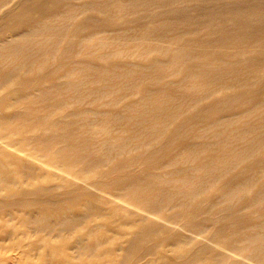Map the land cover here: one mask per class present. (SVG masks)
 Listing matches in <instances>:
<instances>
[{"label": "bare ground", "instance_id": "bare-ground-1", "mask_svg": "<svg viewBox=\"0 0 264 264\" xmlns=\"http://www.w3.org/2000/svg\"><path fill=\"white\" fill-rule=\"evenodd\" d=\"M0 264H264V0H0Z\"/></svg>", "mask_w": 264, "mask_h": 264}]
</instances>
